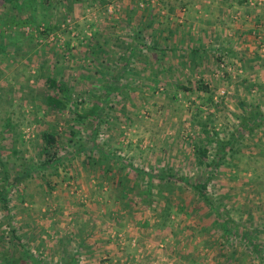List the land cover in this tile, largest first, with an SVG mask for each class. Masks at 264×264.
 <instances>
[{"label": "rangeland", "instance_id": "1", "mask_svg": "<svg viewBox=\"0 0 264 264\" xmlns=\"http://www.w3.org/2000/svg\"><path fill=\"white\" fill-rule=\"evenodd\" d=\"M260 2L0 0V264H264Z\"/></svg>", "mask_w": 264, "mask_h": 264}, {"label": "crops", "instance_id": "2", "mask_svg": "<svg viewBox=\"0 0 264 264\" xmlns=\"http://www.w3.org/2000/svg\"><path fill=\"white\" fill-rule=\"evenodd\" d=\"M260 7L258 6L257 9L247 10L244 13H242L241 17V23L238 24L237 27H235L234 32L239 34L236 37H234L236 40L242 41V45H240L239 50L241 52L245 51L247 52L249 50V44H246L247 40L255 39V49H250L251 51H258V49H261L264 47V41H260L258 38H264V0L260 2ZM238 17V16H237ZM233 33V32H232ZM231 34H229L230 36ZM248 36V37H246ZM262 44V46H261ZM247 46V47H246ZM224 48H226V52H228L231 48V46L228 44H223ZM236 48V47H234ZM264 50V49H263ZM231 51V50H230ZM253 55V54H252ZM261 64V63H259Z\"/></svg>", "mask_w": 264, "mask_h": 264}, {"label": "trees", "instance_id": "3", "mask_svg": "<svg viewBox=\"0 0 264 264\" xmlns=\"http://www.w3.org/2000/svg\"><path fill=\"white\" fill-rule=\"evenodd\" d=\"M47 85L50 88L57 89L63 93L67 92L66 91L67 90L66 85L54 77H49L47 79ZM201 88H203V87H201ZM204 88L206 90H208V87L206 85ZM47 103H48V105L55 107V108H61L64 105L63 99L60 98L59 96H56L53 94L52 95L50 94L47 96ZM260 115H261V113L259 114V116ZM256 122L258 123V120H256ZM45 140H46V145L44 146V149L42 150V152H43V154H46L48 157H50L49 159H54L57 152L56 151L52 152V150H54V149H51V146H52V144L54 145V144L58 143V136H56L53 133H48L45 135ZM81 148H83V150H87V148L85 146H83ZM81 148H80V150H81ZM201 153H202L201 157H203L204 155L206 156L207 155V149L205 148V149L200 150L199 154H201ZM201 161H203L202 158H201ZM208 164H210V163H208ZM42 166L45 167L46 165L42 164ZM165 176L166 175H163L162 178H165ZM180 180H184V179L181 178ZM184 183L189 185L187 181H185ZM190 186L193 187L194 189H196L197 191H199V193L206 199V201H209L207 194H206L207 188H208V181L203 182V183H196L194 185L191 184ZM2 197H3V193L0 192V198H2ZM210 204L212 205V203H210ZM70 260H72V261H69L70 263H68V264H74L73 258Z\"/></svg>", "mask_w": 264, "mask_h": 264}]
</instances>
